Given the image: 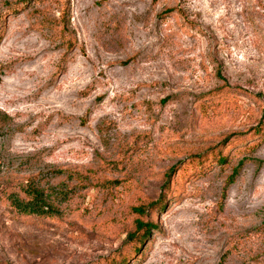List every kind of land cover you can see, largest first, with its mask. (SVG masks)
I'll return each instance as SVG.
<instances>
[{
	"label": "rangeland",
	"instance_id": "374dc122",
	"mask_svg": "<svg viewBox=\"0 0 264 264\" xmlns=\"http://www.w3.org/2000/svg\"><path fill=\"white\" fill-rule=\"evenodd\" d=\"M114 257L264 264V0H0V264Z\"/></svg>",
	"mask_w": 264,
	"mask_h": 264
},
{
	"label": "trees",
	"instance_id": "16d2710c",
	"mask_svg": "<svg viewBox=\"0 0 264 264\" xmlns=\"http://www.w3.org/2000/svg\"><path fill=\"white\" fill-rule=\"evenodd\" d=\"M226 142V140H225ZM223 157H221L222 159ZM239 166L236 167L229 177V181L233 182L235 180V176L238 174ZM175 167H173L168 172V177H171ZM8 202L10 206H12L15 210L20 213L25 214H32V215H43L46 212L52 210V204L48 201L45 196L43 189L38 186L34 181H30L27 183L25 187H23L22 191H12L8 194ZM134 210L141 215H144L148 211V206L139 205L134 207ZM156 228V223L152 221H144L143 219L139 218L136 221V228L133 231H129L127 234V238L130 240L136 239L138 243H143L144 238L149 235L152 230ZM144 230L143 234L140 232ZM140 249L136 245L135 249ZM123 257V255H121ZM112 260L111 264H123V260H118L116 257ZM124 258V257H123Z\"/></svg>",
	"mask_w": 264,
	"mask_h": 264
}]
</instances>
